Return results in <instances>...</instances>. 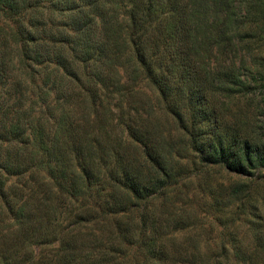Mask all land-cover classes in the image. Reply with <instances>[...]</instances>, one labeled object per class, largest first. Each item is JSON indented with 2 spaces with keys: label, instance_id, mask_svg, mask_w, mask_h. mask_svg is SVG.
Instances as JSON below:
<instances>
[{
  "label": "trees",
  "instance_id": "trees-1",
  "mask_svg": "<svg viewBox=\"0 0 264 264\" xmlns=\"http://www.w3.org/2000/svg\"><path fill=\"white\" fill-rule=\"evenodd\" d=\"M261 98L264 0H0V264H264Z\"/></svg>",
  "mask_w": 264,
  "mask_h": 264
},
{
  "label": "rangeland",
  "instance_id": "rangeland-1",
  "mask_svg": "<svg viewBox=\"0 0 264 264\" xmlns=\"http://www.w3.org/2000/svg\"><path fill=\"white\" fill-rule=\"evenodd\" d=\"M258 106H259L258 110L262 115V118H261L262 123L260 125L261 128L259 129V134H260V137H264V98H261L260 101H258ZM209 221H210V219H209ZM244 230H245V228H244Z\"/></svg>",
  "mask_w": 264,
  "mask_h": 264
}]
</instances>
